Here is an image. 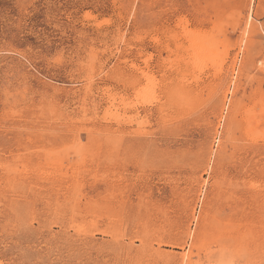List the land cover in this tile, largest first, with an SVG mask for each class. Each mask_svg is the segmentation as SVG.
I'll return each instance as SVG.
<instances>
[{"label": "rangeland", "instance_id": "374dc122", "mask_svg": "<svg viewBox=\"0 0 264 264\" xmlns=\"http://www.w3.org/2000/svg\"><path fill=\"white\" fill-rule=\"evenodd\" d=\"M264 0H0V264H264Z\"/></svg>", "mask_w": 264, "mask_h": 264}, {"label": "built area", "instance_id": "2783aa9c", "mask_svg": "<svg viewBox=\"0 0 264 264\" xmlns=\"http://www.w3.org/2000/svg\"><path fill=\"white\" fill-rule=\"evenodd\" d=\"M263 36H264V33H263Z\"/></svg>", "mask_w": 264, "mask_h": 264}]
</instances>
